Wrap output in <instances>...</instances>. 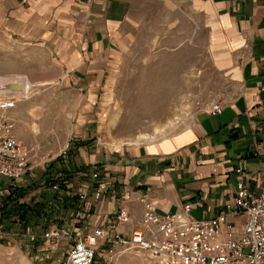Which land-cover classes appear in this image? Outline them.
<instances>
[{"label": "crops", "instance_id": "1", "mask_svg": "<svg viewBox=\"0 0 264 264\" xmlns=\"http://www.w3.org/2000/svg\"><path fill=\"white\" fill-rule=\"evenodd\" d=\"M0 35L44 45L90 99L129 52L207 39L214 88L191 125L138 143H81L76 131L61 144L54 156L73 150L69 191L86 194L72 211L81 230L114 233L121 204L131 222L116 230L142 227L148 205L162 214L190 202L193 215L212 217L233 199L236 170L256 172L264 161V0H0ZM212 103L221 113H209Z\"/></svg>", "mask_w": 264, "mask_h": 264}, {"label": "built area", "instance_id": "2", "mask_svg": "<svg viewBox=\"0 0 264 264\" xmlns=\"http://www.w3.org/2000/svg\"><path fill=\"white\" fill-rule=\"evenodd\" d=\"M14 99L0 100V244L32 253L36 264L49 259L51 250H63L58 264H116L128 250L141 252L151 264H264V161L256 172L236 170L233 199L212 217L193 215L190 202L162 214L148 205L142 227L116 230L131 222L121 204L114 233L103 225L81 230L72 211L86 194L71 193L69 182L61 181L69 175L64 170L70 172L72 148L37 169L34 148L14 136V121L5 113ZM221 111L220 103H212L209 113ZM65 197L73 202L61 208Z\"/></svg>", "mask_w": 264, "mask_h": 264}, {"label": "rangeland", "instance_id": "3", "mask_svg": "<svg viewBox=\"0 0 264 264\" xmlns=\"http://www.w3.org/2000/svg\"><path fill=\"white\" fill-rule=\"evenodd\" d=\"M203 38L191 36L184 46L187 50L129 52L110 67V83L99 85L98 98L90 99L85 85L69 81L68 71L44 45L0 35V77L11 80L0 88L18 76L41 85L29 98L14 99L15 106L5 111L14 121V136L34 148L40 169L62 143L70 137L75 141L77 132L82 137L85 132L84 139L77 137L81 143H138L139 137L157 129L164 136L191 125L212 94L216 76ZM92 134L94 138H87ZM40 151L50 155L43 158ZM49 253L50 258L40 264H58L63 256V250ZM125 253L122 264L148 263L136 250ZM30 254L18 246L0 244V264H36Z\"/></svg>", "mask_w": 264, "mask_h": 264}, {"label": "bare ground", "instance_id": "4", "mask_svg": "<svg viewBox=\"0 0 264 264\" xmlns=\"http://www.w3.org/2000/svg\"><path fill=\"white\" fill-rule=\"evenodd\" d=\"M12 77V75L10 76ZM11 81L10 78L7 77H0V84H4L3 82ZM14 83L11 85H6L5 89L0 90V100L7 97L12 98H23L27 99L32 94L35 93L36 90L40 88V84H33L31 83L28 78L21 79L20 76L13 77ZM9 83V82H8ZM41 83V82H40ZM39 92V91H38ZM161 134V131L159 129L155 130V132L151 135L144 134L141 137H139V141H149L156 139Z\"/></svg>", "mask_w": 264, "mask_h": 264}, {"label": "trees", "instance_id": "5", "mask_svg": "<svg viewBox=\"0 0 264 264\" xmlns=\"http://www.w3.org/2000/svg\"><path fill=\"white\" fill-rule=\"evenodd\" d=\"M64 171H65V174H66V173L69 174V171H68L67 169H65ZM69 180H70V174H69V175H66V176H64V177H61V181H62V183H64V184H65V183H68ZM20 194L23 195L24 193L21 192ZM20 194H19V195H20ZM64 202H65V203L61 205V208H65V207L71 205L72 202H73V200H68V198L65 197V201H64ZM59 207H60V206H59ZM59 211H62V210H59ZM36 215L38 216V213H36L35 216H36Z\"/></svg>", "mask_w": 264, "mask_h": 264}]
</instances>
